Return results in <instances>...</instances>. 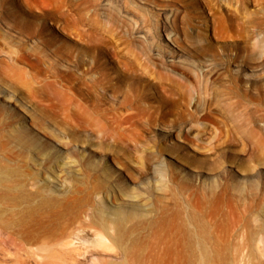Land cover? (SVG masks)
I'll use <instances>...</instances> for the list:
<instances>
[{
    "label": "rangeland",
    "instance_id": "374dc122",
    "mask_svg": "<svg viewBox=\"0 0 264 264\" xmlns=\"http://www.w3.org/2000/svg\"><path fill=\"white\" fill-rule=\"evenodd\" d=\"M3 51L44 53L75 75L95 58L83 74H106L98 91L84 79L64 87L49 71L44 93L60 107L72 96L90 152L127 184L144 190L163 177L153 194L165 227L190 206L234 255L264 217V0H0ZM66 53L84 59L56 56Z\"/></svg>",
    "mask_w": 264,
    "mask_h": 264
},
{
    "label": "bare ground",
    "instance_id": "6f19581e",
    "mask_svg": "<svg viewBox=\"0 0 264 264\" xmlns=\"http://www.w3.org/2000/svg\"><path fill=\"white\" fill-rule=\"evenodd\" d=\"M167 35L175 41L171 31ZM1 55V62L18 60L32 70L16 77L9 72L16 65L0 71V264L264 263V217L229 255L227 244L213 240L195 221L190 206L175 221L166 220L174 224L171 229L164 226V212H154L153 194L162 189L163 177L135 189L106 157L90 152L93 143L83 131L82 109L71 107V95L60 107L44 93L39 77L56 71L54 81L69 88L70 80L97 70L94 57L56 54L78 64L85 60L75 75L69 66L60 73L44 53ZM106 77L96 72L80 82L98 91Z\"/></svg>",
    "mask_w": 264,
    "mask_h": 264
}]
</instances>
